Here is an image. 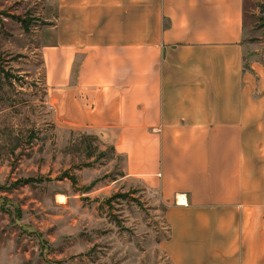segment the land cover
I'll list each match as a JSON object with an SVG mask.
<instances>
[{
    "label": "crops",
    "instance_id": "obj_1",
    "mask_svg": "<svg viewBox=\"0 0 264 264\" xmlns=\"http://www.w3.org/2000/svg\"><path fill=\"white\" fill-rule=\"evenodd\" d=\"M56 122L125 159L166 204L172 264H264V61L244 0H56Z\"/></svg>",
    "mask_w": 264,
    "mask_h": 264
},
{
    "label": "rangeland",
    "instance_id": "obj_2",
    "mask_svg": "<svg viewBox=\"0 0 264 264\" xmlns=\"http://www.w3.org/2000/svg\"><path fill=\"white\" fill-rule=\"evenodd\" d=\"M263 11L244 0L248 64L264 61ZM55 15L56 0H0V264H172L160 191L128 179L100 136L56 122Z\"/></svg>",
    "mask_w": 264,
    "mask_h": 264
},
{
    "label": "trees",
    "instance_id": "obj_3",
    "mask_svg": "<svg viewBox=\"0 0 264 264\" xmlns=\"http://www.w3.org/2000/svg\"><path fill=\"white\" fill-rule=\"evenodd\" d=\"M30 182H32V181H30V180H28V181H20V182H17L15 186H20L21 184H29Z\"/></svg>",
    "mask_w": 264,
    "mask_h": 264
}]
</instances>
